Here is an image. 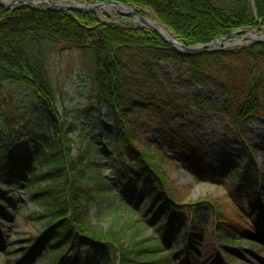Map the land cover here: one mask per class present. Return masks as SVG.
I'll use <instances>...</instances> for the list:
<instances>
[{
  "label": "trees",
  "instance_id": "1",
  "mask_svg": "<svg viewBox=\"0 0 264 264\" xmlns=\"http://www.w3.org/2000/svg\"><path fill=\"white\" fill-rule=\"evenodd\" d=\"M86 1L118 2L134 7L143 17L149 11L188 48L207 46L237 31L264 29V0ZM59 48L82 56L83 69L93 84V99L101 108L112 109L108 122L93 127L101 131L97 138L83 137L78 116L71 123L74 127L69 128L58 117L60 92L48 58ZM162 64L177 69V82L188 92L175 90L166 75L170 86L162 84L157 74ZM185 67L191 72L188 81L180 75ZM196 84L214 90L219 104L189 93ZM11 87L29 90L32 99L25 106H11L6 98H0V129L7 136L0 143V178L10 187L23 188L40 209L38 222L47 229L43 244H50V263L175 264L173 251H166L158 242L132 238L128 243L123 229L100 231L91 226L90 210L109 190L98 163L118 164L121 180L140 188L149 208L161 200L166 209L170 205L188 208L192 214L210 211V206L201 202L182 206L184 200L170 190L156 156L147 153L140 142L130 115L146 110L156 116L165 146L175 156L189 160L187 165L199 180L219 182L214 169L197 155L185 134L170 126L163 111L177 116L183 111H220L240 132L250 117L264 119V43L239 51L184 54L146 28L108 24L94 13L0 7V92ZM94 109L93 124L99 110L92 105L80 109L87 115ZM17 124L24 125L21 135H16ZM76 146L79 153L75 155ZM157 151L162 152L160 148ZM250 185L247 197L259 208L257 185ZM239 191L245 192L246 188L240 187ZM122 201L134 214L126 223L128 229L147 227L135 216V209ZM3 203L13 205L6 197L0 198V207ZM160 214L159 208L155 209L149 224L158 221ZM170 222L168 219L158 224L166 230L164 238L171 236ZM242 231L255 236L247 229ZM177 249L183 250L182 246ZM68 253L74 254L73 258H66Z\"/></svg>",
  "mask_w": 264,
  "mask_h": 264
},
{
  "label": "rangeland",
  "instance_id": "2",
  "mask_svg": "<svg viewBox=\"0 0 264 264\" xmlns=\"http://www.w3.org/2000/svg\"><path fill=\"white\" fill-rule=\"evenodd\" d=\"M49 1L58 5L78 6V8H91L86 5L92 3L86 0ZM49 5L38 2L35 7L48 8ZM106 7L92 13L108 24L141 27L134 17L128 15L135 9L134 7L126 6V9H122L125 15L117 8ZM146 12L150 13L145 11L146 18L153 21ZM245 32L247 33L232 34L231 41L215 47L214 50L239 51L264 43L263 28L256 27ZM48 65L60 92L59 107H57L59 119L68 124L69 128L74 127L71 123L75 120L74 116H78V126L84 129L83 137L97 138L101 131L94 130L93 127L99 126L104 120L108 122L112 109L101 108L93 99V84L88 73L83 69L82 56L68 49L59 48L49 54ZM157 74L162 84H166L165 86H170L164 77L166 75L173 81L175 90L179 93L184 94L189 91L180 87L177 82V69L173 65L162 64ZM180 75L184 77V81H188L191 72L185 67L180 71ZM189 93L199 94L203 101L213 105L219 104L215 91L199 84L192 87ZM0 98H6L12 103L11 106L20 103L25 106L31 103L32 94L29 90L11 87L0 92ZM89 105L99 110L94 124L92 118L96 109L90 111L89 115L80 111L89 108ZM163 112L166 114L165 117L170 119V126L185 134L184 138L191 143L192 148L196 149L197 155L210 164L220 181L199 180L188 167L189 160L175 156L161 141L162 130L159 119L146 110L137 115H130L138 130L139 140L148 149L147 153L156 156L159 171L167 176L170 190L184 200L182 206L201 202L210 206L211 210L192 214L188 208L181 207L176 210L170 205L166 210L164 203L158 200L162 205L159 220L165 222L168 218L171 219L172 235L165 239L164 230L156 227L158 222L149 224L155 206L144 212L147 203L141 189L133 190V186L121 180L118 164L98 163L109 190L101 196L104 199L98 197L99 201L91 208L89 213L91 226L100 231L110 228L123 229L126 242L130 243L132 238L144 243L150 240L153 243L158 242L166 251L175 250L176 246L180 247L182 239L186 237L184 251L175 250L173 253L175 264H264V119L250 117L243 126V132H240L220 111H183L178 116L172 111ZM22 126L24 127L22 124L15 125L16 135L23 133ZM29 127H32V124ZM119 132L122 130L120 129ZM6 138L7 136L5 137L0 129V143ZM21 146L24 150V145ZM113 148L115 145H112L111 150ZM158 148L162 152L157 151ZM74 153L75 155L79 153L78 146L75 147ZM113 159H116L115 156ZM91 175L96 176L95 173ZM253 182L258 188L259 208L253 206L246 193ZM240 187L246 188V191L240 192ZM113 189L117 190V193ZM3 197L12 199L13 205L10 207L3 203L0 207V264H51L50 244H43L47 229L38 222V215L42 214L38 206L23 188H11L4 178H0V198ZM122 199L128 200L129 205L137 208L139 212L137 217L144 218L148 223L147 227L139 230L136 227L128 229L126 223L134 214L127 210ZM213 206L217 209L214 210ZM167 214L168 218L164 217ZM216 221L222 224V228L216 229ZM237 228L253 232L256 241ZM221 239L229 244L226 248L221 246ZM38 241L41 244L36 248L35 244ZM31 242L33 243L29 244ZM73 255L68 253L67 257L70 259Z\"/></svg>",
  "mask_w": 264,
  "mask_h": 264
},
{
  "label": "water",
  "instance_id": "3",
  "mask_svg": "<svg viewBox=\"0 0 264 264\" xmlns=\"http://www.w3.org/2000/svg\"><path fill=\"white\" fill-rule=\"evenodd\" d=\"M38 2H45L49 3V7L46 8V10H52L56 12H79V13H87V12H94L97 9H103L106 6H111L112 8H117V10L125 15L121 11V8L126 9L127 7L118 3V2H105V3H91L87 6H91V8H78V7H70V6H62L58 5L55 2H51L49 0H0V7H5V8H18V7H30L33 9H38L35 6L37 5ZM147 13V12H146ZM148 16L150 15L153 19V21L147 19L146 17H143L139 14V12L134 9L132 10L128 15L131 17H134L136 21L141 24V27L147 28L151 30L153 33L157 34L160 36L165 42L170 44L175 50L184 53V54H194V53H201L203 51H208V52H215L217 50H214L215 47L223 45V43H227L233 39V37H224V38H219L212 42L211 44L207 46H200V47H194V48H188L184 44H182L177 38L174 36L173 32L163 24L157 21L156 17L152 13H147ZM152 23H156L157 26L152 25ZM165 32H168L170 34L169 38L166 37ZM242 33H247V32H236V34H242ZM257 42V41H256Z\"/></svg>",
  "mask_w": 264,
  "mask_h": 264
},
{
  "label": "bare ground",
  "instance_id": "4",
  "mask_svg": "<svg viewBox=\"0 0 264 264\" xmlns=\"http://www.w3.org/2000/svg\"><path fill=\"white\" fill-rule=\"evenodd\" d=\"M74 4H75V3H74ZM75 5H77V4H75ZM62 6H64V5H62ZM74 7H78V6H74ZM104 8L106 9L107 7H104ZM104 8H103V9H104ZM97 10H98V9H97ZM152 25L157 26L156 23H152ZM164 33H165L166 37L169 38L170 34H168V32H165V31H164ZM170 38H171V36H170Z\"/></svg>",
  "mask_w": 264,
  "mask_h": 264
}]
</instances>
